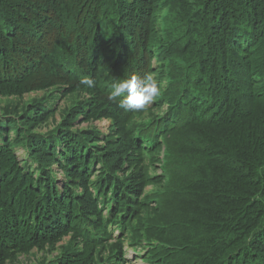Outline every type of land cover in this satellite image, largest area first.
<instances>
[{
	"label": "trees",
	"instance_id": "trees-1",
	"mask_svg": "<svg viewBox=\"0 0 264 264\" xmlns=\"http://www.w3.org/2000/svg\"><path fill=\"white\" fill-rule=\"evenodd\" d=\"M43 56L51 62L44 64ZM119 64L160 83L155 109L162 112L130 121L122 132L113 115L130 120L128 112L111 114L103 106L92 115L87 97L61 123L45 126L61 106L43 105L55 81L68 82L65 99L99 94L117 80ZM85 77L94 87L81 84ZM0 90L19 97L0 113L1 257L8 253L16 261L57 240L39 236L38 223H48L45 205L57 226L98 242L89 254L97 263L119 264L125 241L109 243V229L122 234L128 225L137 247L148 246L140 255L146 264H264V0H0ZM25 94H34L28 96L33 102L22 106ZM103 117L116 120L111 132L117 134L72 131ZM120 135L117 148L126 152L116 166L111 143ZM136 138L133 158L126 153ZM155 146L160 174L151 178L143 147ZM122 164L137 167L123 177ZM89 176V186L73 183L71 196L56 201L61 177L85 183ZM139 176L137 190L154 183L141 213L126 181ZM118 177L126 182L120 191L113 182ZM22 189L37 198L20 208L27 197ZM54 200L60 206L53 207ZM90 204L111 209L107 231L90 222ZM36 207L44 211L40 219ZM85 255L73 237L59 258Z\"/></svg>",
	"mask_w": 264,
	"mask_h": 264
},
{
	"label": "rangeland",
	"instance_id": "rangeland-1",
	"mask_svg": "<svg viewBox=\"0 0 264 264\" xmlns=\"http://www.w3.org/2000/svg\"><path fill=\"white\" fill-rule=\"evenodd\" d=\"M83 13V12H82ZM95 15L94 19L95 22L97 21L96 18H100L101 16V10L97 11L96 13H93ZM81 17V16H80ZM79 17V18H80ZM44 64H48V60L51 62L50 57L49 56H43L42 59H40ZM122 63V62H121ZM119 68L117 66H115L114 69V76L116 79L120 78H126L130 75H133L134 72L131 69H127L124 68L123 66H121L119 64ZM76 70H78V73L80 71V68H75ZM95 72H99L98 69L95 70ZM37 77H39L37 75ZM113 83V82H112ZM111 84H107L106 89L103 90V92H100L99 94L94 93V91H83V93L85 94L82 97H69V98H64V93L69 89L68 86V82H60V81H55V87H53L49 92H48V98L45 99L44 102V106H52L55 107V105L61 104L60 108L57 110L56 112V117H52L51 121L49 122V124L45 125V126H51L53 124H56L57 122L61 123L65 116H67V114H69L72 110L71 108H73L71 105L75 104L77 101H81L84 102L86 100L87 97H90V99H92L93 102V114L95 115V113H97V111L100 109V107L102 108L103 106H107L109 108H111V114H115L116 113V109H121L124 110L123 108L119 107V99H117L114 102V106L111 104V102L108 100V98L105 97V95L108 96L109 91L111 89ZM162 90V87H161ZM34 94H30L27 95L25 94L22 98L23 100H26V98L28 96H33ZM38 95L40 96H44V91H39ZM13 100L19 101V97H15V96H6L4 94V90L1 91L0 90V113L1 110H4L9 104H11L13 102ZM33 101L30 97L27 98L26 102L23 103L22 106H24V104H31ZM155 104H156V100L154 99L153 102L146 108L149 109L150 111L154 109L153 112H147L145 110H143L142 112L140 111H127L128 112V116L131 118L130 120H127L125 116L123 115H113L115 116L118 120H120L121 124H122V132H124V129L126 127V125L128 124V122L130 121H135V119H137V121L142 122L145 119V116L147 115H151V116H156L158 115L159 112H162L164 109L163 108H159V106L155 109ZM78 109V108H76ZM82 109V108H80ZM6 111V110H5ZM80 119H78L76 122H79ZM75 122V123H76ZM97 128L102 132H105L107 134V137H109L110 134H117L116 132H111L116 128V120H112L110 117H103V118H97V120L92 123V124H79L78 127H75L74 130H86L88 128ZM46 127H44L43 130H45ZM121 140V135L120 138L118 139V141L111 143L114 147V152L111 154L110 156V162L111 163H115V165L117 166V163L119 162L120 156L121 154H123L124 152H126V150L124 151L123 149H119L117 148V145L120 143ZM139 139H134V142L136 145H131V149L127 151V155H132L133 158H136L138 156V153L136 151L138 145ZM65 145V144H63ZM67 150V146H64ZM144 151H145V158L147 159V161L150 162V166L147 167L145 169V171L147 172V174L149 176H151V178H153L154 172L156 173H160V163L157 157V152L160 151V147L159 146H155L152 147V149H148L146 147H143ZM17 155L21 158L24 157V152L22 149H19L16 151ZM154 155V158L151 160H149V154ZM69 156H71L73 158V154H71L70 152L67 154ZM66 156V155H65ZM65 156H63V162L64 159L66 158ZM51 163V162H49ZM68 165V161L64 162ZM77 164V163H76ZM137 165L134 164L133 167L129 166L128 164H122L121 165V170H119L120 174L123 177H129L133 172H135ZM52 171H56L54 169H52ZM32 173V172H31ZM55 173V172H54ZM101 173V172H99ZM35 174H32L34 177V179L36 178ZM109 177V175L106 174V177ZM88 178V182L86 181L85 183L83 182L82 179H79L77 177H70V179L72 181L70 182H66L65 179L63 177H61L62 182H61V190H63V193H61L60 197H58V195L56 196V201L60 200V201H64L66 198H64L65 196H71L69 193H71L69 190L72 187L73 183H78L79 185L83 186V187H87L90 185L91 183V178L90 176L87 177ZM143 177L139 176V178L137 179H133L130 180V178H127L126 181H129V190L133 195V198L130 197L129 200L131 202H136L137 204L139 203V205H141V207L139 206L137 209H132L133 211H137V212H144L146 210H148V202L149 200H146L147 197L151 196L154 190V183L146 186L143 190H137L139 183L141 182V179ZM56 179H59L56 178ZM81 180V181H78ZM48 182H50L49 180H47ZM158 181V179H154V182ZM113 182L116 183V186L118 188V190L120 191L123 188V183H126L125 181H123L122 178L118 177V179L116 181L113 180ZM69 187V189L67 188ZM21 193H24V196H27L26 199L23 198L21 200L20 203V208H23L24 206H27L28 203H33V200H36L37 196L32 193L30 194L27 190H21ZM81 192H77V194H80ZM110 193V192H109ZM67 194V195H66ZM98 196V195H97ZM84 199H86V201H89L90 198H92L90 195H86L84 194V196H82ZM59 198V199H58ZM56 201H53V207L54 206H60V204H56ZM56 204V205H55ZM91 205V204H90ZM44 207V211L47 215V219H48V223H38L37 227L39 230V236H42L43 238H47V240H51L52 237L57 238L56 241H54L53 243H49L47 242V245L44 247V249L39 250L38 248H34L32 251L28 252L27 254H20L19 256H17L16 261L13 260V257L11 258L10 254H5L4 256L1 257V251H0V264H60V262H62L63 264L65 263H71V264H79L81 262L87 261L88 264H110L109 262H101V263H97L95 258H89V254L94 251L95 249V245L98 244L97 241L93 240L88 241L85 237H83L81 234L77 233L76 230H73L72 227H66L64 225H59L57 226V224H55L54 220L52 219V215H48V211H47V206L42 205ZM93 206V205H91ZM37 212H39V219L43 216L44 211L39 210V208L37 209V207L35 208ZM50 211V210H49ZM89 212V216H91V220L90 222H92L93 226L99 227L102 226L103 228L109 229V225L108 223L105 222L106 220V212L100 209V205H96L93 206L92 208H90ZM58 216V213H56ZM9 218H14L13 214L11 213L10 215H8ZM92 218H98V220L96 222L93 221ZM16 219V218H14ZM70 219H72V216L70 217ZM52 230V235L49 234V232ZM109 231H111L113 233V235L111 237H109L108 242L113 244L114 246H116V244L120 243V240H124V244L121 245V252L119 251V264H125L126 260L125 258H128L129 260L132 261L131 264H145L141 259H140V254L143 251V249L145 247H148L146 245H142L137 247L136 244L137 240H136V236H134L131 232V228L130 226H126V229L124 230V232L122 234H120L117 230V228H113V229H109ZM14 234V232H13ZM119 234V235H118ZM14 236H16V234H14ZM75 237L77 242H79V244L81 245V247H83L86 252L87 255L82 256V257H78L79 259L74 260L71 257H66V261H63L62 258H59L60 253H61V249L64 248L65 245L68 244V241ZM102 241H104V238H101ZM19 246H24L22 243H17ZM16 250V247L13 248V251ZM134 250L138 251L136 254L134 252ZM68 252V251H67ZM127 255V256H126ZM134 258H137V261H134ZM53 259H57V261L55 262ZM109 261H112V258L109 259Z\"/></svg>",
	"mask_w": 264,
	"mask_h": 264
},
{
	"label": "clouds",
	"instance_id": "clouds-1",
	"mask_svg": "<svg viewBox=\"0 0 264 264\" xmlns=\"http://www.w3.org/2000/svg\"><path fill=\"white\" fill-rule=\"evenodd\" d=\"M81 84L87 87H94V81L87 77L81 79ZM161 87L160 83L150 75L141 77L140 74H133L126 78L115 80L111 85L107 98L110 101L119 99V107L126 111H143L154 99L157 103ZM134 252L136 254L138 251ZM143 252L144 250L141 254ZM134 261H137V258H134ZM131 263L132 261L130 260L129 264Z\"/></svg>",
	"mask_w": 264,
	"mask_h": 264
}]
</instances>
